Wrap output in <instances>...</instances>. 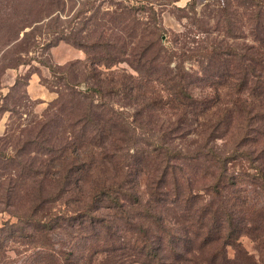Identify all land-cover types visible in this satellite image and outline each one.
<instances>
[{"label": "trees", "instance_id": "1", "mask_svg": "<svg viewBox=\"0 0 264 264\" xmlns=\"http://www.w3.org/2000/svg\"><path fill=\"white\" fill-rule=\"evenodd\" d=\"M138 9L95 17L52 112L0 148V264H264V0L175 8L180 36Z\"/></svg>", "mask_w": 264, "mask_h": 264}, {"label": "rangeland", "instance_id": "2", "mask_svg": "<svg viewBox=\"0 0 264 264\" xmlns=\"http://www.w3.org/2000/svg\"><path fill=\"white\" fill-rule=\"evenodd\" d=\"M149 2L0 0V148L6 154L15 153L14 147L19 153L22 141L32 133L35 124L52 112L53 103L65 92L64 73L69 72L66 66L86 59L85 52L75 46V41L79 38L86 42L91 38L96 16L108 27L106 12L120 13L125 7L136 6L139 8L136 14L147 15L142 8H153L162 17L164 27L180 36L188 35L193 27L186 18H179L184 14L175 8L188 10L193 5L198 17L224 9V0H179L173 5L153 0ZM190 37L186 40L194 41L195 37ZM191 55L192 60L186 65L196 69L198 58L195 54ZM120 67L131 71L127 64ZM74 68L78 70L76 66ZM56 137L59 138L60 134ZM218 142L221 144V141ZM6 221L15 222L16 219L7 212H0V227ZM57 239L62 240L60 237ZM245 245L250 251L254 250L248 241ZM35 248L19 247L16 249L18 252H11L10 255L18 259L17 264H22L26 255Z\"/></svg>", "mask_w": 264, "mask_h": 264}]
</instances>
